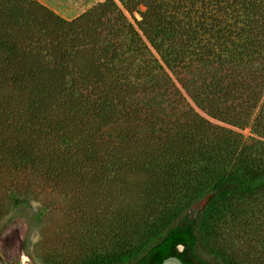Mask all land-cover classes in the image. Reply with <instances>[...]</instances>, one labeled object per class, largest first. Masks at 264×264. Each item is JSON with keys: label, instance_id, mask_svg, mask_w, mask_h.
Masks as SVG:
<instances>
[{"label": "trees", "instance_id": "16d2710c", "mask_svg": "<svg viewBox=\"0 0 264 264\" xmlns=\"http://www.w3.org/2000/svg\"><path fill=\"white\" fill-rule=\"evenodd\" d=\"M25 181L85 192L49 264H245L219 232L264 210V0H103L72 19L0 0V215Z\"/></svg>", "mask_w": 264, "mask_h": 264}, {"label": "rangeland", "instance_id": "374dc122", "mask_svg": "<svg viewBox=\"0 0 264 264\" xmlns=\"http://www.w3.org/2000/svg\"><path fill=\"white\" fill-rule=\"evenodd\" d=\"M36 1L63 18L72 19L103 0ZM138 11H144V7L140 5ZM133 18L138 21L141 17L136 11ZM195 109L205 116L198 108ZM238 132L244 136L250 135L248 128ZM17 189V196L21 200L15 206L2 199L4 209L0 215V257L4 264H49L64 249H72V239L75 237V241V234L78 236L80 232L78 223H84L88 218V207L81 208L77 202L75 204L74 198H82L85 192L82 189L75 191L71 186L66 189H70L73 194L67 191V196L62 197L46 186H28L26 181L18 185ZM219 234L225 236L227 241L230 238L238 240L235 249L245 264H264V210L254 205L237 206L234 215L225 220ZM63 241H68V244H63Z\"/></svg>", "mask_w": 264, "mask_h": 264}, {"label": "water", "instance_id": "95a60500", "mask_svg": "<svg viewBox=\"0 0 264 264\" xmlns=\"http://www.w3.org/2000/svg\"><path fill=\"white\" fill-rule=\"evenodd\" d=\"M179 249L182 248V246L180 245L178 247ZM161 264H183L182 261L176 257V256H169L167 258H165Z\"/></svg>", "mask_w": 264, "mask_h": 264}]
</instances>
